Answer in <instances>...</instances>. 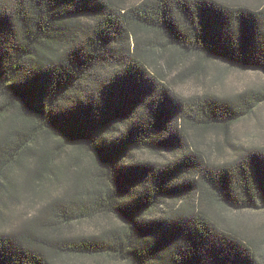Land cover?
<instances>
[{
  "label": "trees",
  "instance_id": "1",
  "mask_svg": "<svg viewBox=\"0 0 264 264\" xmlns=\"http://www.w3.org/2000/svg\"><path fill=\"white\" fill-rule=\"evenodd\" d=\"M210 60L264 73V0H0V264H264L217 211L264 208L252 92L173 87Z\"/></svg>",
  "mask_w": 264,
  "mask_h": 264
},
{
  "label": "rangeland",
  "instance_id": "2",
  "mask_svg": "<svg viewBox=\"0 0 264 264\" xmlns=\"http://www.w3.org/2000/svg\"><path fill=\"white\" fill-rule=\"evenodd\" d=\"M245 3H255L257 0H244ZM208 70L202 75V79L196 80H177L174 82V90L183 95L198 94L205 91H214L220 94H230L237 92H252L250 98H254L253 107L251 110L242 111V115L231 126V137L235 144L242 146L264 145V73L261 71L249 70L243 71L228 66L220 60H210L207 62ZM245 112V113H244ZM222 133H212L209 136V143L203 146L205 152L213 161L222 162L228 161L235 157V150L230 145H224L222 150L215 147L214 139H221ZM144 157H148L144 155ZM38 205V204H36ZM15 220L26 214L28 211H33L36 207L31 206L29 201H22L19 204L13 205ZM217 211L225 217L227 222L239 224V227H245L249 232L256 234L258 238H264V208L258 210L232 211L228 208L218 207ZM109 218L96 221H83L77 223L73 228L76 232L98 230L103 225H109ZM88 263L110 264L111 262L105 258L95 260L86 259ZM264 262V259H263Z\"/></svg>",
  "mask_w": 264,
  "mask_h": 264
}]
</instances>
